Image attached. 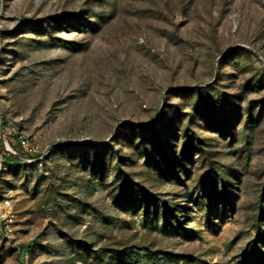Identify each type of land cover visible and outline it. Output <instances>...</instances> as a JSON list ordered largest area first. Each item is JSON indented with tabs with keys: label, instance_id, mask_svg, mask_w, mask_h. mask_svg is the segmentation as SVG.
Returning a JSON list of instances; mask_svg holds the SVG:
<instances>
[{
	"label": "rangeland",
	"instance_id": "obj_1",
	"mask_svg": "<svg viewBox=\"0 0 264 264\" xmlns=\"http://www.w3.org/2000/svg\"><path fill=\"white\" fill-rule=\"evenodd\" d=\"M164 254L264 264V0H0V264Z\"/></svg>",
	"mask_w": 264,
	"mask_h": 264
},
{
	"label": "trees",
	"instance_id": "obj_2",
	"mask_svg": "<svg viewBox=\"0 0 264 264\" xmlns=\"http://www.w3.org/2000/svg\"><path fill=\"white\" fill-rule=\"evenodd\" d=\"M107 147H109V144H107L106 146H104V148L103 147L102 148L103 149H106ZM20 154L23 155V153H20ZM120 254H121V252L118 253V255H120ZM164 255H166L167 257H163L161 259H166L167 261H173V262H176L177 264H185V262H188L189 263L188 259L181 260L179 257L173 256L171 254H164ZM180 262H182V263H180ZM193 264H202V263L199 260H196Z\"/></svg>",
	"mask_w": 264,
	"mask_h": 264
},
{
	"label": "water",
	"instance_id": "obj_3",
	"mask_svg": "<svg viewBox=\"0 0 264 264\" xmlns=\"http://www.w3.org/2000/svg\"><path fill=\"white\" fill-rule=\"evenodd\" d=\"M1 138H2V140H3V143H4L5 147H6V149H7L8 151H12V150L10 149L9 145L4 141L2 135H1ZM12 152H13V151H12ZM13 153L16 154V155H18V154L15 153V152H13ZM18 156L23 157L22 155H18Z\"/></svg>",
	"mask_w": 264,
	"mask_h": 264
},
{
	"label": "built area",
	"instance_id": "obj_4",
	"mask_svg": "<svg viewBox=\"0 0 264 264\" xmlns=\"http://www.w3.org/2000/svg\"><path fill=\"white\" fill-rule=\"evenodd\" d=\"M6 205H9V201L6 202Z\"/></svg>",
	"mask_w": 264,
	"mask_h": 264
}]
</instances>
